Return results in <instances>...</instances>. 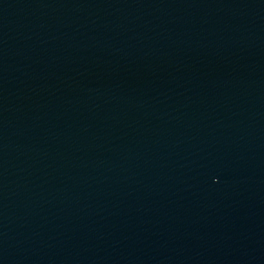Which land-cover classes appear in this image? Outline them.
<instances>
[{
  "label": "water",
  "instance_id": "water-1",
  "mask_svg": "<svg viewBox=\"0 0 264 264\" xmlns=\"http://www.w3.org/2000/svg\"><path fill=\"white\" fill-rule=\"evenodd\" d=\"M0 264H264V0H0Z\"/></svg>",
  "mask_w": 264,
  "mask_h": 264
}]
</instances>
